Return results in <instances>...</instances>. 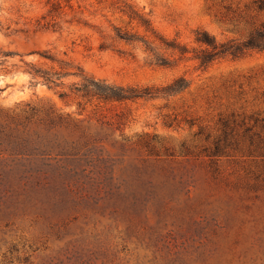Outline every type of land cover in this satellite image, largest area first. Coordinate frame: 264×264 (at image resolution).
<instances>
[{
	"label": "rangeland",
	"instance_id": "1",
	"mask_svg": "<svg viewBox=\"0 0 264 264\" xmlns=\"http://www.w3.org/2000/svg\"><path fill=\"white\" fill-rule=\"evenodd\" d=\"M263 25L264 0H0V264H264V50L195 58Z\"/></svg>",
	"mask_w": 264,
	"mask_h": 264
},
{
	"label": "trees",
	"instance_id": "2",
	"mask_svg": "<svg viewBox=\"0 0 264 264\" xmlns=\"http://www.w3.org/2000/svg\"><path fill=\"white\" fill-rule=\"evenodd\" d=\"M145 25L148 26L147 21H142ZM119 37L126 41H131L132 37H128L126 34L119 35ZM196 40L202 46H205L199 54L195 56L199 60L201 67H208L214 61L221 57L232 56L239 57L243 55L248 50H264V25L253 32L249 38L243 42L235 43L228 42L217 44L215 40L204 30L198 31L196 35ZM169 48L180 50L181 54L185 53L186 50L175 46V43H166ZM12 53L4 52L0 50V63L6 61V58L11 56ZM157 64L161 66H169L170 63L165 59L157 58ZM31 75L34 79H42L43 83L49 87L52 85H58L61 78L65 76H79L82 77L83 82L80 85H75L74 89L77 93H82L84 97H92L101 99L104 101H126V100H135L146 98L150 95V88L138 89L133 87H123L115 86L106 83L105 81L96 80L93 78H87L83 75V72L80 73H58L51 72L47 70L34 69L31 72ZM59 84H62L61 82ZM189 86V83L184 78L176 79L172 84L163 89L166 94H176L184 91ZM65 94L62 93L60 96L63 97ZM34 111V109H32ZM54 122H52L53 124Z\"/></svg>",
	"mask_w": 264,
	"mask_h": 264
}]
</instances>
